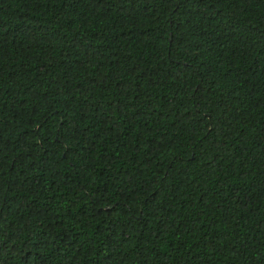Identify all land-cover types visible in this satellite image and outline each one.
Wrapping results in <instances>:
<instances>
[{"label":"trees","instance_id":"1","mask_svg":"<svg viewBox=\"0 0 264 264\" xmlns=\"http://www.w3.org/2000/svg\"><path fill=\"white\" fill-rule=\"evenodd\" d=\"M0 264H264V0H0Z\"/></svg>","mask_w":264,"mask_h":264}]
</instances>
